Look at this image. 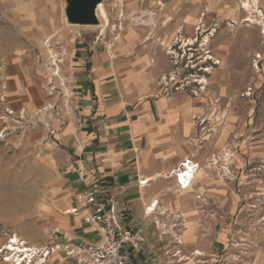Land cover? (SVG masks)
<instances>
[{"label": "crops", "instance_id": "0c3cea01", "mask_svg": "<svg viewBox=\"0 0 264 264\" xmlns=\"http://www.w3.org/2000/svg\"><path fill=\"white\" fill-rule=\"evenodd\" d=\"M137 41L129 33L107 48L78 46L69 59L70 96L63 101L46 87L33 51L0 57V95L6 96L0 109L32 114L47 107L41 119L56 130L50 135L39 126L12 134L41 149L47 169L60 171L51 189L53 209L43 212L53 241L31 245L51 250L42 264H71L66 249L98 240L77 198L89 187L114 199L126 222L144 224L148 242L131 253V264H216L218 250L229 245L227 170L235 153L227 154L228 127L210 130L212 118L202 100L185 88L173 89L179 86L177 56L149 43L139 47ZM204 78L194 81L202 85ZM185 159L199 169L191 186L180 189L170 172ZM82 160L85 182L76 171Z\"/></svg>", "mask_w": 264, "mask_h": 264}, {"label": "rangeland", "instance_id": "374dc122", "mask_svg": "<svg viewBox=\"0 0 264 264\" xmlns=\"http://www.w3.org/2000/svg\"><path fill=\"white\" fill-rule=\"evenodd\" d=\"M103 4L107 20L99 11L101 23L86 26L68 23L66 0H0V57L33 51L46 87L63 101L70 96L69 59L78 46L107 48L134 33L139 47L171 51L178 61L174 82L202 100L210 130L228 127L227 154L235 153L227 170L230 242L218 250L216 264H264V0ZM100 25L107 27L104 34ZM203 77L206 84L195 83ZM59 176L46 168L41 149L12 134L0 138V264H14L4 260L12 237L27 245L52 243L43 212L53 209L51 189Z\"/></svg>", "mask_w": 264, "mask_h": 264}, {"label": "built area", "instance_id": "2783aa9c", "mask_svg": "<svg viewBox=\"0 0 264 264\" xmlns=\"http://www.w3.org/2000/svg\"><path fill=\"white\" fill-rule=\"evenodd\" d=\"M173 89L179 90L180 86L175 85ZM171 92L172 90H169L167 93ZM0 101L6 102L4 94L0 95ZM45 110H47V107L30 114L25 109L15 110L4 105L0 109V120L4 123V126L0 129V138L18 132L25 134L29 129L39 126L47 128L49 134L54 135L56 130L41 119ZM198 169V163H193L191 159H185L170 173L176 177L180 189H187L191 186ZM76 171L79 179L85 182L88 178L85 160L81 161V165L77 167ZM146 183L147 180L140 182L141 185ZM77 198L85 208L84 222L95 228L99 238L96 242H88L77 246V248L66 249V254L72 258L71 264H131V253L143 251L148 242L144 224L126 222L125 215L118 208L117 202L108 196L101 195L96 188H86L77 194ZM73 211L77 212L78 208L73 209ZM180 217L182 221L179 225L183 230L186 228V221L183 214H180ZM179 237L177 235L176 240L181 243ZM13 239L14 237L10 238V241H13ZM11 243L13 242H9V245ZM20 245H27V243L20 241ZM27 246L30 249L29 254L32 255L29 258L31 264L33 262L42 264L51 252L50 249L44 247ZM3 251L2 249L1 252ZM8 251L11 254L15 253V251ZM15 254L14 263L21 264L22 260L18 259L25 258V254L22 252ZM35 257L36 259H34ZM23 264H26V262H23Z\"/></svg>", "mask_w": 264, "mask_h": 264}, {"label": "water", "instance_id": "95a60500", "mask_svg": "<svg viewBox=\"0 0 264 264\" xmlns=\"http://www.w3.org/2000/svg\"><path fill=\"white\" fill-rule=\"evenodd\" d=\"M103 0H66V18L75 25H99L98 5Z\"/></svg>", "mask_w": 264, "mask_h": 264}, {"label": "bare ground", "instance_id": "6f19581e", "mask_svg": "<svg viewBox=\"0 0 264 264\" xmlns=\"http://www.w3.org/2000/svg\"><path fill=\"white\" fill-rule=\"evenodd\" d=\"M245 5H247V3H245ZM249 5V4H248ZM245 7V6H244ZM99 11L101 12V14L103 15V17L105 18V20H107V16H106V13H107V9H106V6L105 4H103V1L98 5V9H97V12H98V15H99ZM108 14V13H107ZM99 18H100V15H99ZM248 21V20H247ZM101 23V22H100ZM100 27L102 28V33L104 34L106 31H107V27L105 25H100ZM208 58L212 59L213 57L210 55L208 56ZM219 62V61H217ZM210 69V68H209ZM208 70V69H207ZM205 79V78H204ZM203 81V80H202ZM201 82V81H200ZM204 83V82H203ZM9 242H13L11 243L10 245H5L4 249H7V250H11V252L15 251V253L17 252H22L23 254H25V258H19L18 260H22L21 264H23V262H26V264H30V260L29 258L32 257L31 254H29V251L30 249L28 248L27 245H23L21 246L20 245V242H18V239L15 238L13 239V241H9ZM2 251V249H0ZM9 254L7 255V257L4 259L5 261H11L13 259V262H14V258L16 256V254ZM22 254V255H23ZM200 254V253H199ZM15 264V263H14Z\"/></svg>", "mask_w": 264, "mask_h": 264}]
</instances>
